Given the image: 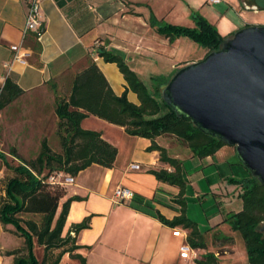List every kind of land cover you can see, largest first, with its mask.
<instances>
[{
	"label": "crops",
	"instance_id": "crops-1",
	"mask_svg": "<svg viewBox=\"0 0 264 264\" xmlns=\"http://www.w3.org/2000/svg\"><path fill=\"white\" fill-rule=\"evenodd\" d=\"M134 1L44 0L40 10L44 32L40 39H36L32 33L22 37L27 0H0V84L10 77L23 90L20 96L0 110V140L9 154L4 156L5 159H13V162L6 159L10 165H17L20 161L5 147L15 150L20 158L30 159L37 154L40 141L46 138L50 147L59 151L55 133L58 120L54 112L55 93L67 95L72 76L86 67L87 56L94 60L116 94L125 90L126 82L116 64L105 62L99 57L96 53L97 45L104 44L106 49L121 52L129 66L146 83H150L148 78L156 74L148 70L142 62L145 56L138 53L141 46L135 44L131 49L130 44L118 42L114 32L117 25L113 14L127 10L126 6L122 7V2L129 5L135 3ZM241 1L244 4V1ZM254 5L252 3L250 7H245L258 14L260 10ZM132 18H135L134 14H123L120 20ZM218 21L219 17L212 23L217 25ZM243 23L245 25L263 22ZM231 25L236 28L233 23ZM234 31L236 30L221 35ZM20 43L29 51L26 62H14L8 70L4 63L12 61L13 51L10 46ZM171 67L176 68L173 65ZM141 68L143 69L140 71ZM127 97L130 101L138 103L133 92L128 91ZM80 126L100 132L104 140L117 147V155L110 168L93 163L75 176L62 173L57 176L65 190L57 213L67 198L81 197L70 202L63 233L69 230L72 223L92 215L90 226L76 235V243L87 246L77 250V253L84 256L86 264H193L195 258L191 257V249L186 246L185 230L181 227L166 226L153 216L130 206L131 200L118 202L114 196L117 187H126L134 194L169 203L171 197L178 192L175 186L158 181L150 172L160 167L171 170L159 161L157 150L147 149L151 140L128 135L123 127L93 115L83 118ZM155 141L165 147L170 156L182 161L188 198L212 196L217 205L214 211L216 221L210 222V217L207 216L204 228L200 225L199 228L206 231L204 236L216 232L225 224L221 223L224 212L238 211L241 208L239 198L237 208L224 207L226 190L230 192L237 187L226 181L227 177L233 175L231 169L237 168L234 164V159L238 160L234 147L224 145L213 155L200 159L192 156L187 146L172 135L158 136ZM227 167L228 171H225ZM11 173L0 158V185ZM152 204L169 219L177 215L176 210L161 203ZM13 230L11 224L4 225L0 222V264H11L13 256L5 252L23 245V238ZM192 250L196 254L199 253L197 259L204 252L200 249ZM34 254L41 260L43 247L34 245ZM58 264L80 262L64 253Z\"/></svg>",
	"mask_w": 264,
	"mask_h": 264
},
{
	"label": "trees",
	"instance_id": "trees-1",
	"mask_svg": "<svg viewBox=\"0 0 264 264\" xmlns=\"http://www.w3.org/2000/svg\"><path fill=\"white\" fill-rule=\"evenodd\" d=\"M257 9H264V5L257 6ZM192 17L196 24L194 27L171 24L154 17L150 24L158 35L170 43L179 37H188L207 49L206 54L218 49L225 38L233 34L221 35L214 23L197 12H193ZM246 25L248 24L244 26ZM96 53L105 62L116 64L126 82L125 90L116 94L94 60L87 56L86 67L72 76L67 95L55 93L54 112L58 119L55 133L59 151H54L47 139L43 138L33 158L23 159L15 150L12 151L20 161L17 165H10L0 153V158L12 172L0 185V222L4 225L11 224L13 232L23 238L20 248L5 254L13 256L11 264H58L64 253L77 259L80 264H86L84 256L77 253V250L87 246L77 244L76 235L90 226L92 215L72 223L69 230L63 233L69 204L81 197L67 198L57 213L59 201L65 195L57 176L61 173L75 176L93 163L107 168L113 166L117 147L104 140L100 132L80 126L83 118L93 115L123 127L128 135L149 138L151 145L147 149L157 150L159 161L171 168L150 170L158 181L178 189L169 203L134 194L129 205L153 216L166 226L185 230L186 246L204 251L200 258L194 259L197 264H219L217 255L206 250V231H202L198 223L187 215L189 198L182 161L170 156L166 148L157 144L155 139L161 135H172L187 146L192 156L200 159L213 155L225 144L198 130L189 118L177 116L164 103L161 89L172 74L152 75L148 84L129 66L121 52L106 49L104 44H99ZM128 91L136 95L138 103L128 99ZM22 92L17 83L7 77L0 91V110ZM234 164L244 171L227 177L226 181L239 188L241 208L238 211L224 212L221 223H228L239 231L248 264H264V232L258 228L264 222V186L238 160ZM152 202L176 210L177 215L170 219L165 217L154 208ZM35 242L43 247L41 260L34 254Z\"/></svg>",
	"mask_w": 264,
	"mask_h": 264
},
{
	"label": "water",
	"instance_id": "water-1",
	"mask_svg": "<svg viewBox=\"0 0 264 264\" xmlns=\"http://www.w3.org/2000/svg\"><path fill=\"white\" fill-rule=\"evenodd\" d=\"M161 98L177 116L233 146L264 186V24L237 29L218 49L176 70Z\"/></svg>",
	"mask_w": 264,
	"mask_h": 264
},
{
	"label": "rangeland",
	"instance_id": "rangeland-1",
	"mask_svg": "<svg viewBox=\"0 0 264 264\" xmlns=\"http://www.w3.org/2000/svg\"><path fill=\"white\" fill-rule=\"evenodd\" d=\"M243 1L249 7L252 3L255 4V8L264 5V0ZM134 2L129 3V5L126 2H122V7L126 6L127 10L116 11L113 14V19L117 25L114 32L117 35L118 42L130 44L129 47L131 49H133L135 44L141 46L138 53L145 56L142 62L149 68L148 70L156 75H173L176 70L186 64L202 59L206 55L207 49L184 36L179 37L174 43L164 40V38L156 34L154 27L150 24L153 17L157 20L163 19L167 23L189 27L196 25L192 17L193 12H197L210 22L216 21L219 17L216 28L220 34H226L230 30H237L243 27V22H263L261 24H264V9H260L257 14L253 9H247L241 0L237 2L221 0L218 3H209L204 0H135ZM132 10H135V12ZM123 14H134L135 18L121 21L120 17ZM231 23L236 28H232ZM144 47L147 49H144ZM171 65L176 68H172ZM142 69L139 70L141 71ZM148 81L150 82V78H148ZM5 149L12 154L11 148L5 147ZM6 159L13 162L10 157H6ZM234 161L236 162V158ZM225 171H228V167ZM241 171L244 170L239 167L231 169L233 174ZM233 189L230 192L226 190V200L225 204L223 203L225 208H237V198L240 190L238 187ZM186 208L187 215L202 228H204L207 216L210 217V222L216 221L214 211H216L217 205L212 196L203 195L200 199L189 198ZM24 216L27 217L29 215ZM261 225L258 226L259 229ZM205 242L207 245L206 250L217 255L219 264H248L245 246L240 233L228 223H225L216 232L207 233ZM34 245L38 244L35 242ZM198 255L199 253H197V257ZM193 264L197 263L193 262Z\"/></svg>",
	"mask_w": 264,
	"mask_h": 264
},
{
	"label": "built area",
	"instance_id": "built-area-1",
	"mask_svg": "<svg viewBox=\"0 0 264 264\" xmlns=\"http://www.w3.org/2000/svg\"><path fill=\"white\" fill-rule=\"evenodd\" d=\"M44 0H27V12L25 17L24 26L22 29V37H26L28 34H34L36 39H40L44 29L42 21L40 18V10ZM210 3H218L220 0H206ZM10 49L13 51V57L11 62L4 63V66L10 70L11 64L14 62L25 63L26 57L29 55V51L22 45H11ZM3 87V84H0V91ZM0 153L4 156L9 155L3 148V143L0 140ZM114 196L118 202H127L132 199L134 196L133 191L126 187H117L114 191ZM190 255L193 258H196L197 254L194 250H190Z\"/></svg>",
	"mask_w": 264,
	"mask_h": 264
}]
</instances>
